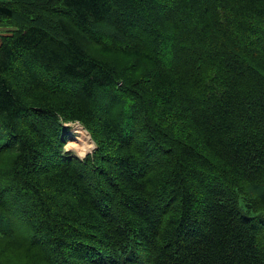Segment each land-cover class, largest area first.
I'll return each instance as SVG.
<instances>
[{
	"label": "trees",
	"instance_id": "16d2710c",
	"mask_svg": "<svg viewBox=\"0 0 264 264\" xmlns=\"http://www.w3.org/2000/svg\"><path fill=\"white\" fill-rule=\"evenodd\" d=\"M0 26V264H264V0H0Z\"/></svg>",
	"mask_w": 264,
	"mask_h": 264
},
{
	"label": "rangeland",
	"instance_id": "374dc122",
	"mask_svg": "<svg viewBox=\"0 0 264 264\" xmlns=\"http://www.w3.org/2000/svg\"><path fill=\"white\" fill-rule=\"evenodd\" d=\"M76 123L71 124V132L69 133V140L67 143V149H69L71 152H73V154H75L76 156H81L78 152V150L72 145V144H78L81 146H89V142L86 139V137L84 136V134L81 131L76 130L77 127H75ZM66 149V150H67ZM96 150V148L94 147L93 149H90L89 151H91V153H93Z\"/></svg>",
	"mask_w": 264,
	"mask_h": 264
},
{
	"label": "bare ground",
	"instance_id": "6f19581e",
	"mask_svg": "<svg viewBox=\"0 0 264 264\" xmlns=\"http://www.w3.org/2000/svg\"><path fill=\"white\" fill-rule=\"evenodd\" d=\"M73 123H76V125H75V127H77L76 130L81 131L84 134V136L86 137V139L88 140V142L90 143L89 146H81V145H78L77 143L72 144L78 150L79 154L81 156H84L86 153L90 152L89 151L90 149H93L95 146L97 148V144L95 141H93L94 140L93 137H92L93 140L91 139L90 135L86 131V128L84 127V125L81 122L77 121V122H73ZM73 123H69L67 125H71ZM66 149H67V145H66ZM67 150L70 151L69 149H67Z\"/></svg>",
	"mask_w": 264,
	"mask_h": 264
},
{
	"label": "crops",
	"instance_id": "0c3cea01",
	"mask_svg": "<svg viewBox=\"0 0 264 264\" xmlns=\"http://www.w3.org/2000/svg\"><path fill=\"white\" fill-rule=\"evenodd\" d=\"M11 30H13L12 27H9V26H0V45L2 43V36L3 35H8Z\"/></svg>",
	"mask_w": 264,
	"mask_h": 264
},
{
	"label": "water",
	"instance_id": "95a60500",
	"mask_svg": "<svg viewBox=\"0 0 264 264\" xmlns=\"http://www.w3.org/2000/svg\"><path fill=\"white\" fill-rule=\"evenodd\" d=\"M84 127H85V126H84ZM86 131L88 132V134L90 135V137H91V139H92V135H91V133L89 132V130L86 129ZM92 140H93V139H92ZM93 141H94V140H93ZM95 148H96V146H95ZM88 153H91V151L88 152ZM88 153H86L84 156H79V157L84 158V157H86V155H87Z\"/></svg>",
	"mask_w": 264,
	"mask_h": 264
}]
</instances>
